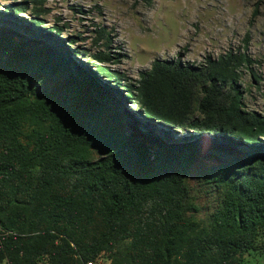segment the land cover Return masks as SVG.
Masks as SVG:
<instances>
[{
  "label": "trees",
  "instance_id": "1",
  "mask_svg": "<svg viewBox=\"0 0 264 264\" xmlns=\"http://www.w3.org/2000/svg\"><path fill=\"white\" fill-rule=\"evenodd\" d=\"M43 3L0 8V262L264 252V112L243 105L244 52L154 58L131 79L110 66L108 32L86 55Z\"/></svg>",
  "mask_w": 264,
  "mask_h": 264
},
{
  "label": "rangeland",
  "instance_id": "2",
  "mask_svg": "<svg viewBox=\"0 0 264 264\" xmlns=\"http://www.w3.org/2000/svg\"><path fill=\"white\" fill-rule=\"evenodd\" d=\"M11 1L0 0V8ZM43 6L47 24L74 36L86 55L104 48L102 40L92 43L102 27L111 38L108 50L117 55L110 66L131 79L154 58L197 64L205 55L239 49L250 60L248 69H239L243 105L264 112V0H44ZM197 203H205L203 196ZM239 264H264V252L245 254Z\"/></svg>",
  "mask_w": 264,
  "mask_h": 264
},
{
  "label": "built area",
  "instance_id": "3",
  "mask_svg": "<svg viewBox=\"0 0 264 264\" xmlns=\"http://www.w3.org/2000/svg\"><path fill=\"white\" fill-rule=\"evenodd\" d=\"M107 260L106 263H104L103 261ZM79 264H108V259L107 258H102V257H97L95 259H89V260H84L81 261Z\"/></svg>",
  "mask_w": 264,
  "mask_h": 264
}]
</instances>
